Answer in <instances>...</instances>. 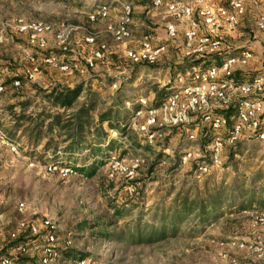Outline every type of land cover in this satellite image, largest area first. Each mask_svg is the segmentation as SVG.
Here are the masks:
<instances>
[{"label":"rangeland","instance_id":"374dc122","mask_svg":"<svg viewBox=\"0 0 264 264\" xmlns=\"http://www.w3.org/2000/svg\"><path fill=\"white\" fill-rule=\"evenodd\" d=\"M91 1L0 0V76L6 85L17 78L21 83L17 88L7 86L0 94V141L6 139L18 149L16 154L8 145L0 144V249L8 232L16 231L21 220L37 225L46 218L58 226L57 244L62 255L57 264H75L78 257L85 259V264H225L232 259L242 264L251 261L264 264L261 249L264 244L257 242L264 241V206L257 202V198H264V142L251 141L246 134L240 138V148L235 154L229 156L230 149L223 147L219 167L199 174L195 162L205 157L209 148L199 144L200 138L194 141L187 137L199 118L188 117L189 125L163 127L150 139L137 129L145 117L130 116L126 136L103 124L106 135L101 138L100 146L112 143L113 149L107 156L109 160L115 157L119 161L121 165L117 169L109 161L90 176L74 171L65 174L57 165L56 170L48 169L53 161L82 166L100 157L90 154L88 148L77 153L64 152L65 133L57 126L53 133L42 130L37 142L31 139L28 131L35 122H29L30 118H37L39 112H63L50 106L44 91L82 85L74 108L89 100L95 103L93 120L110 106L121 109L127 120L126 101L138 105L137 101L144 98L149 104L161 90L170 87L176 73L191 69L180 45L188 22L185 18L176 21L167 11L176 0H162L157 7L147 0L143 8H133L135 4L131 3V19L136 20L130 21V38L122 42L111 38V29L121 22L122 13L116 10L115 18L108 13L107 18L88 23ZM261 5L262 1H258L257 8L248 6L252 12L242 22L244 37L221 32L222 39L226 36L232 47L230 54L244 46L252 49L253 58L240 70L245 73V80L264 75V55L259 53L264 45L263 35L253 26ZM20 19L50 26L46 51L32 48L26 35L17 31ZM169 22L177 25L175 40L166 38L165 25ZM199 28L201 34L207 32L203 23ZM60 33L65 35L68 48L64 56L58 44ZM87 34H93L96 43L103 42L107 47L94 69L84 64L97 48L84 42ZM145 37L152 44H165L166 50L154 65L134 68L125 52L138 47ZM49 52L60 55V60L68 65L66 71L38 61L39 53ZM209 62L203 58L198 66ZM33 66L38 67V72L33 77L25 76V70ZM114 83L116 88L112 87ZM117 93L123 103L121 108ZM74 108L64 114L68 115ZM19 117L20 125L16 127ZM198 133L200 136L199 130ZM51 137L55 151L43 148ZM174 149L178 156L192 150L185 164L173 157ZM159 153L162 156L158 157ZM135 159L138 165L134 167ZM219 183L250 186L256 193L253 205L238 210L237 202L222 203L216 208L215 216L204 223L199 222L195 213L183 215L173 224L168 220L162 222V214H170L186 196L212 198L211 190ZM248 198H243L245 204ZM20 202L24 207L19 210ZM79 226L85 229L79 230ZM43 235V232L37 235L31 250L21 255L20 263L37 261ZM67 237L71 245L65 247ZM63 250H72L75 255L69 258Z\"/></svg>","mask_w":264,"mask_h":264},{"label":"built area","instance_id":"2783aa9c","mask_svg":"<svg viewBox=\"0 0 264 264\" xmlns=\"http://www.w3.org/2000/svg\"><path fill=\"white\" fill-rule=\"evenodd\" d=\"M153 6H160L162 0H150ZM117 7L122 13L121 22L111 29V38L114 42H122L130 38L131 30L129 24L131 21V4L126 0H102L98 5L92 6L88 12L90 22H95L99 19H105L109 16V11ZM168 9L174 14L181 15V11L174 3H170ZM247 0H226V4L222 0H202V5L198 8V18L209 30V34H199L198 21L191 17L192 9L184 7L183 12L190 16L188 18V29L184 31L183 51L186 58L203 57L209 59L211 63L206 67L193 66L190 70L183 73H176L173 77L175 88L167 95L165 101L158 107H147L144 98L138 100L140 107L134 109L133 118L145 117L144 123L138 125V130L150 139L168 126H184L189 125L188 117H197L199 121L193 126L188 134L189 140H198V130L209 128L211 131V139L209 152L196 161V170L199 174H206L212 168L219 167L221 164V150L225 143L235 145V142L246 134L247 139L264 142V75L257 74L250 79L237 81V72L242 67L247 66L253 58V52L250 47H243L233 54L223 53L221 51V39L213 34L217 29H225L228 31L238 28L241 20L247 13ZM66 24V23H65ZM60 23V25H65ZM17 31L25 34L28 44L40 51H46L47 42L46 35L50 26L39 21H24L20 19L17 24ZM255 27L264 37V3L262 9L255 21ZM166 38L175 40L178 38V33L173 23L165 25ZM57 38L60 51L66 52L67 43L66 37L60 33ZM0 41L2 35L0 34ZM87 45H96V49L92 51L91 56L85 59V67L94 69L96 62L104 57L106 45L103 42L96 43V38L93 34H87L84 38ZM166 50L165 44H152L148 37H145L138 45L125 52V57L132 65L145 64L147 66L157 63V59ZM217 55H220L218 61ZM38 61L42 64L53 65L61 71H66L67 63L60 60V55L56 53H42L38 55ZM35 61V57L31 59ZM38 72V67L33 66L25 70V76L33 77ZM20 80L12 79L9 85L3 83L0 76V94L4 93L7 86L17 88L20 86ZM112 87L116 88L117 83ZM126 105L129 107L130 103ZM233 106L235 113L231 117L232 122L226 125L225 117L219 113V109H225ZM199 127V128H198ZM6 144L9 149L18 153L17 147L13 143H8L6 139H2L0 144ZM192 150L184 151L180 157V162L185 164V161L190 156ZM113 169H117L121 164L115 157L109 160ZM138 159L133 161L134 167L138 165ZM31 166L32 164L29 163ZM57 169L56 165L49 166L52 171ZM60 171L67 174L73 171L70 167H61ZM75 173V172H74ZM18 209H23L24 203L18 204ZM58 226L52 224L48 219L44 218L40 224H34L21 220L17 224L16 231L8 232L10 241L16 240L20 232L24 233L26 239L37 237L43 232V241L40 245V254L34 264H57L61 258V250L57 244L59 238L57 234ZM1 232V229H0ZM1 234V233H0ZM257 242L264 241L259 240ZM3 245V244H2ZM33 241H28L25 244L21 243L17 246H1L0 249V264H22L20 257L31 250ZM71 245V239L67 237L65 247ZM264 250V245H261ZM264 254V252H263ZM75 264H85V259L77 258ZM225 264H242L241 262L232 259ZM245 264H257L256 262H247Z\"/></svg>","mask_w":264,"mask_h":264},{"label":"trees","instance_id":"16d2710c","mask_svg":"<svg viewBox=\"0 0 264 264\" xmlns=\"http://www.w3.org/2000/svg\"><path fill=\"white\" fill-rule=\"evenodd\" d=\"M127 2L134 3V4H146L147 0H126ZM99 3V2H98ZM98 5V4H96ZM95 6V5H94ZM196 15V14H195ZM194 18L198 21V24L202 23L201 19L198 17ZM200 33V28L198 30V35ZM209 34V31L207 30L206 33ZM220 55H217V60L219 59ZM203 57L199 58H188L186 59V62L193 67L198 66L201 62ZM206 59V58H205ZM208 60V59H207ZM209 63L204 64L203 67H206L209 65ZM138 66H147L145 64H139L134 65V68ZM245 74V73H244ZM243 72L238 71L236 75L237 81L241 82L245 80V76ZM20 78V77H19ZM10 84V81H8ZM8 84V85H9ZM82 85H76L74 87H67V88H53L50 89V91H44V97L49 101L50 106L56 107L58 110L62 109L63 112L60 113V111H57L55 113L49 114L48 112H39L37 115V118H30L29 122L33 121L35 122L33 127H31L30 137L33 141L37 142L40 137H42V130L44 132L53 133L55 131V127L57 126L58 130L64 132V138L63 142L67 143L65 147H63V151L66 153H73V152H80L81 149L88 148L90 150V154H93L95 157H100L98 161H94V163H86L82 166L77 165H66L63 164L60 161H53L54 165L60 166V167H70L75 173H79L82 175H92L97 168L100 167V165L109 163V156H107V153L113 149L112 143L109 142L105 147H101L103 137L106 135V130H104L103 124L106 123L107 129L115 130L116 132L120 131V133L123 136H126L128 134L127 128L130 125V116L134 115V109L140 107V103L137 101L138 105L135 103H132L131 101H126L125 103L129 102L130 106L126 107V112L129 113V119L125 120V115L122 113L121 109H115L113 106H110L99 113V115L96 117V119H92L93 117V111L95 110V103L91 102L89 100H84V102H81L76 108H74L75 103L78 101V97L82 92ZM175 88L174 82L170 84V87L166 89V87L161 90L157 97L154 98L149 104H147V107H158L160 106L165 99L167 98V95ZM117 99L119 101L117 102L118 105H120V108L123 106V103L121 102V97L116 95ZM72 112H70L68 115H65L64 112L70 109H73ZM220 114H222L226 119V125H229L232 122L231 117L234 116L235 110L234 107L231 105L225 109H219L218 110ZM21 120V117L18 118L16 121V127L19 124ZM124 120V123L120 125V123ZM96 121V123H94ZM46 122V123H45ZM211 131L209 128H204L201 132L200 142L199 144L205 147L210 146V139H211ZM33 137V138H32ZM102 138V140H101ZM94 140L95 143L93 142ZM101 141V142H100ZM241 140H238L235 142V145H229L226 144L227 148L230 149L229 156L235 154V152L240 148ZM54 140L51 137L50 140H47L46 144H44L43 148L46 150H52L55 151L57 148L53 146ZM210 150L208 149L206 153H208ZM158 157L162 156V153L157 154ZM182 155V153H181ZM178 156L177 150H173V157L175 156L178 162H180V157ZM165 156V155H163ZM71 157V156H69ZM67 157V158H69ZM166 157V156H165ZM195 168H197V164L195 162ZM211 194H213L212 198H205L203 196V199L200 196H197L193 199H189L187 196L182 199V202L178 204V206H174L170 210V214L166 215L165 213L162 214V222L165 223L167 220L169 223H176L177 218L182 217L183 215L192 214L195 213V217L198 218L200 223H204L207 218L214 217L216 208H218L222 203H238V210H246V208H250L253 203L256 196V193L254 191L252 192V188L250 186H245V184L240 185H224L219 183L216 185L212 190ZM248 196L247 204L244 203V197ZM257 202L259 205L264 206V198L258 199ZM89 226V225H88ZM80 227V226H79ZM95 226H89L88 228H93ZM85 226H81L79 230H84ZM174 233V231H173ZM105 234V233H104ZM103 234V235H104ZM24 233L20 232L19 237L14 240L10 241L8 238L3 241V246H17L21 243H26L28 241H35L37 237H33L30 239H26L24 237ZM61 250V249H60ZM65 255L69 258L73 257L75 255V252L72 250H63ZM78 255V252H77Z\"/></svg>","mask_w":264,"mask_h":264},{"label":"crops","instance_id":"0c3cea01","mask_svg":"<svg viewBox=\"0 0 264 264\" xmlns=\"http://www.w3.org/2000/svg\"><path fill=\"white\" fill-rule=\"evenodd\" d=\"M102 0H92L91 1V3L88 5L89 7H90V9L92 8V6H94V5H96V4H98V2H101ZM258 1H262V5H263V0H247V8H248V6H252L253 7V5H254V7L253 8H257L256 7V3L258 2ZM171 3H174L176 6H177V8L181 11V15H177V14H174L173 12H171L169 9L167 10L168 12H170V14H171V16L176 20V21H181L183 18H185L186 20H187V22H188V18L187 17H190V16H188V15H186L182 10H183V8L184 7H190L192 10V15H191V17H194V15H195V17H198V15H197V10H198V8L202 5V0H186V2H180V1H173V2H171ZM222 3L223 4H226V0H222ZM262 5H261V9H262ZM135 7H141V8H143L144 6H143V4H135L134 6H133V8H135ZM260 9V10H261ZM116 10L119 12L120 10L117 8V7H115V8H112V9H110V11H109V14H111L110 16L112 17V18H115L116 17V14H115V12H116ZM247 10V15H245V17L242 19V21L240 22V24H239V26H238V28H236L235 30H232V31H228V30H225V29H217V30H215V31H213L214 33L213 34H215V35H217L220 39H221V44H222V48H221V51L222 52H224V53H229L230 52V49H232V47H230V44H228V42H227V40H226V36H225V40L224 39H222V37H221V32H223L224 34H228V36L230 35H237V37H244V35L246 34L245 33V31L244 30H242L241 28H242V26L244 25L242 22L245 20H247V16H248V13H251L252 11L250 10V8H248V9H246ZM89 11V10H88ZM260 13V12H259ZM259 15V14H258ZM258 15L256 16V19L258 18ZM165 16H163V18H164ZM256 19H255V21H256ZM132 20H136V18H132L131 19V21ZM137 20H139V19H137ZM245 21H244V23H245ZM255 21L253 22V26L255 27ZM88 23H91L90 21H88ZM175 25V24H174ZM205 26V25H204ZM175 27H176V29H177V25H175ZM188 25L186 26V29L185 30H187L188 28ZM240 27V28H239ZM255 29L257 30V28L255 27ZM207 30L208 31H211V30H209L208 28H207ZM258 31V30H257ZM259 32V31H258ZM235 33V34H234ZM263 43H264V37H263ZM245 47V46H244ZM262 48V50L259 52V53H261V56H262V54L264 55V45L261 47ZM264 57V56H263ZM264 61V60H263Z\"/></svg>","mask_w":264,"mask_h":264}]
</instances>
